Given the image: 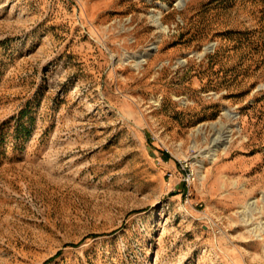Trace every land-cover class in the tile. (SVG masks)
<instances>
[{"label":"rangeland","instance_id":"rangeland-1","mask_svg":"<svg viewBox=\"0 0 264 264\" xmlns=\"http://www.w3.org/2000/svg\"><path fill=\"white\" fill-rule=\"evenodd\" d=\"M0 264H264V0H0Z\"/></svg>","mask_w":264,"mask_h":264}]
</instances>
